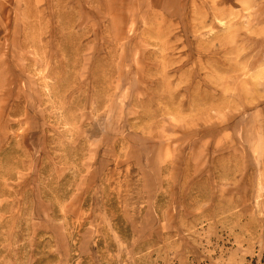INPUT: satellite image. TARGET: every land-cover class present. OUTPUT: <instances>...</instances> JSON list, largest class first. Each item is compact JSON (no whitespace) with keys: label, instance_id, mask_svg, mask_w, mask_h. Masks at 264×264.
Here are the masks:
<instances>
[{"label":"rangeland","instance_id":"obj_1","mask_svg":"<svg viewBox=\"0 0 264 264\" xmlns=\"http://www.w3.org/2000/svg\"><path fill=\"white\" fill-rule=\"evenodd\" d=\"M0 264H264V0H0Z\"/></svg>","mask_w":264,"mask_h":264}]
</instances>
